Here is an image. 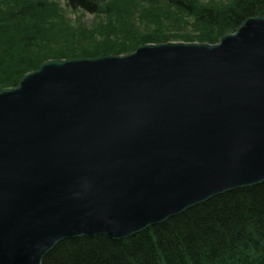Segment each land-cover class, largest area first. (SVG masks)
Instances as JSON below:
<instances>
[{
  "label": "water",
  "instance_id": "water-1",
  "mask_svg": "<svg viewBox=\"0 0 264 264\" xmlns=\"http://www.w3.org/2000/svg\"><path fill=\"white\" fill-rule=\"evenodd\" d=\"M264 183V16L217 43L50 59L0 90V264L122 240Z\"/></svg>",
  "mask_w": 264,
  "mask_h": 264
},
{
  "label": "trees",
  "instance_id": "trees-1",
  "mask_svg": "<svg viewBox=\"0 0 264 264\" xmlns=\"http://www.w3.org/2000/svg\"><path fill=\"white\" fill-rule=\"evenodd\" d=\"M70 10L95 15L70 20ZM264 0H0V90L50 59L124 55L147 43H217ZM42 264H264V183L238 188L134 236L60 242Z\"/></svg>",
  "mask_w": 264,
  "mask_h": 264
},
{
  "label": "rangeland",
  "instance_id": "rangeland-1",
  "mask_svg": "<svg viewBox=\"0 0 264 264\" xmlns=\"http://www.w3.org/2000/svg\"><path fill=\"white\" fill-rule=\"evenodd\" d=\"M70 20H75L78 19V17L82 18L80 22H83L85 24H92L95 20V15L90 14V13H83L80 11H72L70 10L69 14H67Z\"/></svg>",
  "mask_w": 264,
  "mask_h": 264
}]
</instances>
